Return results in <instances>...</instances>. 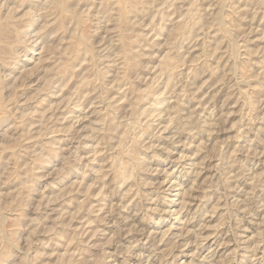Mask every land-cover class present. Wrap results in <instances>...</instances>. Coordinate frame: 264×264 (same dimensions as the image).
Wrapping results in <instances>:
<instances>
[{
	"label": "clouds",
	"instance_id": "obj_1",
	"mask_svg": "<svg viewBox=\"0 0 264 264\" xmlns=\"http://www.w3.org/2000/svg\"><path fill=\"white\" fill-rule=\"evenodd\" d=\"M0 264H264V0H0Z\"/></svg>",
	"mask_w": 264,
	"mask_h": 264
}]
</instances>
